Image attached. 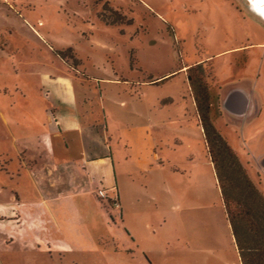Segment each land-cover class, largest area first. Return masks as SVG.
I'll list each match as a JSON object with an SVG mask.
<instances>
[{
	"label": "rangeland",
	"instance_id": "1",
	"mask_svg": "<svg viewBox=\"0 0 264 264\" xmlns=\"http://www.w3.org/2000/svg\"><path fill=\"white\" fill-rule=\"evenodd\" d=\"M200 64L264 196V0H0V264H241L188 81ZM65 115L100 121L118 208L38 193L20 154Z\"/></svg>",
	"mask_w": 264,
	"mask_h": 264
},
{
	"label": "crops",
	"instance_id": "2",
	"mask_svg": "<svg viewBox=\"0 0 264 264\" xmlns=\"http://www.w3.org/2000/svg\"><path fill=\"white\" fill-rule=\"evenodd\" d=\"M70 83V80L66 78L61 82L67 91L64 93L67 102L74 109L76 105L69 95ZM233 100L236 103L240 102L233 94L227 98V109L232 112L235 111L231 104ZM82 120L83 118L79 119L72 115H65L64 119L61 117V120L55 119L52 127L53 134L33 135L37 142L35 145H38L37 148L30 155H27L25 151L20 155L23 163L30 167L35 186L43 200L57 204L66 199L72 202L76 199L82 203L81 208L87 210L88 213H100V206L94 203L98 202V189L111 190V188H106L100 183V167L109 162L110 148L103 135V129L100 130V121L85 124ZM199 126L201 128L200 122ZM65 133L77 135L76 142L79 141V144H76V149L71 150V143L74 142L72 140L70 143L65 142V147L55 145L53 138H61ZM23 144L26 145L27 143L24 142ZM102 205L104 208L106 207L105 203ZM56 207L59 211L65 212L63 205L57 204ZM68 208L74 210L78 207L75 205V207ZM40 209L39 206L34 207V210ZM54 210L52 207L51 212Z\"/></svg>",
	"mask_w": 264,
	"mask_h": 264
},
{
	"label": "trees",
	"instance_id": "3",
	"mask_svg": "<svg viewBox=\"0 0 264 264\" xmlns=\"http://www.w3.org/2000/svg\"><path fill=\"white\" fill-rule=\"evenodd\" d=\"M73 52V49L69 50ZM198 119L213 166L225 217L241 264H264V196L249 178L239 156L216 129L212 95L202 64L189 69ZM197 72V74H194Z\"/></svg>",
	"mask_w": 264,
	"mask_h": 264
},
{
	"label": "built area",
	"instance_id": "4",
	"mask_svg": "<svg viewBox=\"0 0 264 264\" xmlns=\"http://www.w3.org/2000/svg\"><path fill=\"white\" fill-rule=\"evenodd\" d=\"M109 190L106 189H98L97 190V198L99 200H102L104 202L111 203L112 205L116 206L118 208L120 205L118 204L119 200L117 197L110 196Z\"/></svg>",
	"mask_w": 264,
	"mask_h": 264
}]
</instances>
